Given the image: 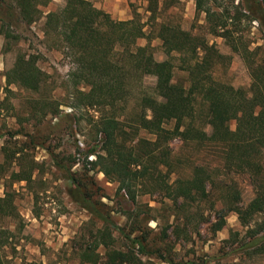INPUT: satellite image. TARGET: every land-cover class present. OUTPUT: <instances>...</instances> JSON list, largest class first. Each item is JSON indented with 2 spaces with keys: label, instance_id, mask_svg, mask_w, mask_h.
Segmentation results:
<instances>
[{
  "label": "trees",
  "instance_id": "obj_1",
  "mask_svg": "<svg viewBox=\"0 0 264 264\" xmlns=\"http://www.w3.org/2000/svg\"><path fill=\"white\" fill-rule=\"evenodd\" d=\"M50 1L0 0V12L5 9L4 24L5 16L10 18L14 13L28 24L44 15V33L56 38L71 62L65 81L68 100L64 105L73 109L96 108L99 114L93 122L98 141L84 152V170L79 174L71 170L77 162L75 157L64 165L53 150L42 144L69 183V195L93 220L102 223L92 231V242L78 251L82 264H142L138 254L149 252L173 263L159 248L149 250L145 236L131 237L111 219L109 211L102 209L104 204L95 199L98 186L89 175L95 165L110 181L117 182V194L122 191L121 196L126 194L134 202L143 186L151 185L163 192L173 202L175 220L168 226L175 236L183 232L177 222L182 209L210 203L217 218L211 225L213 231L220 230L226 214L234 211L246 227L247 239L241 248L252 249L264 264V217L254 219L255 215L264 214V165L259 158L264 149V50L260 61L255 62L249 57L253 41L246 37L249 25L255 21L264 35V0H195L196 12L204 13L207 32L223 38L246 61L252 77L248 90L235 88L215 76V65L224 55L205 37L159 23L155 36L167 58L156 60L149 42L137 44V39L146 33L136 14L128 20H115L95 8L90 0H64L61 8L44 14L42 7ZM156 10L157 0H149L148 11L153 18ZM262 48L263 44L255 47ZM173 53L178 54V67L185 72L186 82L174 79ZM5 76L7 86L30 91H38L46 78L34 55L20 53ZM146 76L154 78L153 85L143 84ZM44 104L47 112L56 115L61 103L48 100ZM231 120H235L234 128L229 125ZM22 135L32 142L36 140L31 133ZM174 139L186 145L217 148L224 166L248 174L253 198L243 205L235 177L229 181L219 177L211 165L195 163L192 156L186 159L188 169L185 166L177 172V165L186 164V160L174 156L172 159L170 142ZM24 143L18 146L14 141L8 149L3 147L4 162L0 166L14 164L9 174L12 182H31L38 166L33 158L28 160ZM90 155L95 159H89ZM88 163L92 167L88 168ZM173 173L175 177L170 181ZM13 210V197L5 188L0 196V217L9 216ZM142 213L140 209L131 217L142 222ZM136 226L140 228L139 224ZM2 233L0 247L4 242ZM119 238L124 240V247L114 246ZM159 238L166 241L167 228ZM99 246L105 249L103 255L97 250ZM0 264H4L1 256Z\"/></svg>",
  "mask_w": 264,
  "mask_h": 264
},
{
  "label": "rangeland",
  "instance_id": "obj_2",
  "mask_svg": "<svg viewBox=\"0 0 264 264\" xmlns=\"http://www.w3.org/2000/svg\"><path fill=\"white\" fill-rule=\"evenodd\" d=\"M90 1L95 8L103 10L115 20H128L136 14L146 33L137 39V44L146 45L149 42L156 60L167 58L160 39L155 36L159 23L176 25L192 35L205 37L209 44L214 43L224 55L215 65V76L235 88L249 89L252 77L246 61L239 53L232 51L223 38L207 32L204 13L196 12L195 0H157L155 18L148 11L149 0ZM63 5L64 0H51L42 9L46 14ZM4 12L5 9L0 12V163L4 162L3 147L8 149L16 141L18 146L25 142L23 146L28 160L33 158L38 166L29 183L10 180L13 163L0 166V196L8 188L14 204V210L9 216L0 217V232H4L0 256L4 264H82L78 251L92 242V231L101 227L102 223L93 220L89 212L69 195V183L43 145L53 150L64 165L75 157L77 162L71 170L79 174L84 170V152L98 141L93 122L99 114L96 108L73 109L64 105L68 100L65 96V81L71 62L56 38L44 33V15L28 24L14 13L10 18L5 16V25L2 22ZM249 26L250 32L246 37L253 41L249 47V57L259 62L264 50V35L259 31L256 21ZM260 44H263L262 50L255 49ZM18 53L34 55L37 65L46 74L45 82L38 91L6 85L5 73ZM173 54L175 57L171 59L176 65L174 79L186 82L185 72L178 67V54ZM153 82L152 76L143 78L146 87L153 85ZM48 100L61 103L56 115L47 112L44 103ZM203 111L202 108L201 113ZM229 125L234 128L235 120H231ZM22 133L33 134L35 142ZM170 147L172 159L174 156L186 160L192 156L195 163L211 165L219 177L227 180L235 177L243 205L253 198L254 188L248 174L230 171L224 166L217 148L186 145L179 139L172 140ZM88 158L94 160L95 156L90 155ZM259 158L264 165V149ZM185 166L188 169L187 160L186 164L177 165V172ZM87 167L92 165L88 163ZM89 175L94 177L98 186L95 199L104 204L102 209L110 212L111 219L127 233H131V237L145 236L149 250L159 248L165 257L173 259V263H170L153 252L138 254L142 264H263V258L253 253L252 249L246 251L241 248L247 239L246 227L241 225L234 211L226 214L225 224L220 230L213 231L211 225L217 218L210 203L202 202L197 207L182 209L177 222L183 232L175 236L168 226L175 220L172 214L173 202L163 192L154 190L151 185L143 186L139 188L134 202L126 194L121 196L122 191L117 194V182L110 181L99 171L98 165L94 166ZM174 177L173 173L170 181ZM215 185H218L217 180ZM140 209L143 211L140 215V218L143 217L142 222L131 217ZM263 217L264 214L259 213L254 219L260 220ZM137 224L139 229L136 228ZM164 228H167L168 238L161 242L159 237ZM113 235L119 237L117 231H113ZM124 244L120 238L114 242L115 247L121 248ZM97 250L103 255L105 249L99 246Z\"/></svg>",
  "mask_w": 264,
  "mask_h": 264
}]
</instances>
